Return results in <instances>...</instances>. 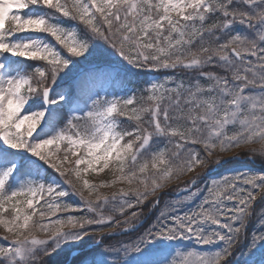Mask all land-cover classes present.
I'll return each instance as SVG.
<instances>
[{
  "label": "snow or ice",
  "instance_id": "obj_1",
  "mask_svg": "<svg viewBox=\"0 0 264 264\" xmlns=\"http://www.w3.org/2000/svg\"><path fill=\"white\" fill-rule=\"evenodd\" d=\"M0 229V264H264V0H0Z\"/></svg>",
  "mask_w": 264,
  "mask_h": 264
},
{
  "label": "rangeland",
  "instance_id": "obj_2",
  "mask_svg": "<svg viewBox=\"0 0 264 264\" xmlns=\"http://www.w3.org/2000/svg\"><path fill=\"white\" fill-rule=\"evenodd\" d=\"M160 75H163V73H160V74H157V73H148V75H147V77L145 79L151 80V79H154V78H159ZM245 167L251 169L252 171H258L259 168H260V164H259L258 161H254L252 163H248L246 157H241V161H240L239 164H235V165H225L222 168L214 169L212 171V173L209 176L206 177V179L207 180H211L212 178H214L216 176H219V175H223V174H225L228 171L243 170ZM200 171H203V170H200ZM87 179H89L90 182L98 183L100 180H108V179H111V174L110 173H107V172L106 173H103V174H100L99 176L90 174L87 177ZM185 179H187V177H185ZM203 183H204V181L201 182V185ZM101 191L110 193L111 191H113V189H101ZM85 195H87L86 192H85ZM166 199H167V197H163L162 198V200H161V206L163 205V202ZM145 227H147V224H145ZM0 235H3L2 229H0ZM38 235H39L40 238H44L43 234H38ZM90 243H91V241H90ZM73 254H75V253H73Z\"/></svg>",
  "mask_w": 264,
  "mask_h": 264
},
{
  "label": "trees",
  "instance_id": "obj_3",
  "mask_svg": "<svg viewBox=\"0 0 264 264\" xmlns=\"http://www.w3.org/2000/svg\"><path fill=\"white\" fill-rule=\"evenodd\" d=\"M148 73H150V72H143V73H140L138 76L130 74V75L127 76V79H129V80H137V79L144 80L147 77ZM135 235H136V233H131L128 236L118 237V239L129 240V239H132ZM113 243H115V241H113ZM73 255H75V254H73ZM64 258H67V259L71 260L72 256H70V257L69 256H67V257L62 256L61 257V259H64Z\"/></svg>",
  "mask_w": 264,
  "mask_h": 264
}]
</instances>
